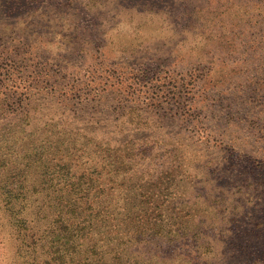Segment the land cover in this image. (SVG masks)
Here are the masks:
<instances>
[{"label":"rangeland","instance_id":"374dc122","mask_svg":"<svg viewBox=\"0 0 264 264\" xmlns=\"http://www.w3.org/2000/svg\"><path fill=\"white\" fill-rule=\"evenodd\" d=\"M67 155L134 217L104 260L64 231ZM84 256L264 264V0H0V264Z\"/></svg>","mask_w":264,"mask_h":264},{"label":"trees","instance_id":"16d2710c","mask_svg":"<svg viewBox=\"0 0 264 264\" xmlns=\"http://www.w3.org/2000/svg\"><path fill=\"white\" fill-rule=\"evenodd\" d=\"M42 149V150H41ZM37 148L36 150V155H40L41 160H43L44 157V152L47 151L46 149H43L42 147ZM72 157V155H70ZM69 155L67 156H63L64 158H57V163L55 164V167L53 169H46L44 170L46 176H48L50 173H53L51 177H56L54 176L55 173H58L60 171L62 172H66V177H64V180H62V178H57V182H53V185L55 187L57 186H62L61 188L63 189H67L69 194L63 199L65 200V202H61V204H59L60 206V210L59 212L62 213L61 217L67 218V215L69 216L70 214H73L75 217H73V223L72 225H70L67 229V225L64 229V231H71V233H74V238H75V243H77V241H79L76 245H78L77 247H79L80 249H83L81 252L84 254L85 248L87 247L86 244L89 243V250L91 252V255H89L88 258L91 257V259L95 256L96 258L98 257L99 259H103L102 254L100 253V248L103 245H107L109 243H116L118 242V240L121 238H123V243H118L119 245L123 246L125 244H127L128 242H124V234H122L119 230H117V228L119 229L121 225H126V226H130V224L134 221V217L132 215V212H128L125 213V211L122 214H116L115 211L116 210H112V206H108V208H105L102 206L101 204V211H96L94 206L100 204L98 202L97 197L92 198V192L93 189H95L96 185L98 188L102 187V178L103 175L100 176V173H97L99 176L96 177V175L91 176V172L89 169V166H87V163H83L82 161V165L84 171L82 172H78V171H74V165L72 163V159ZM109 158V157H107ZM105 158L103 159L104 162H107L108 159ZM56 159V158H55ZM83 160V159H81ZM91 161V160H90ZM110 161H112V159H110ZM117 161L113 160V162L110 163V165L108 166H118L117 165ZM89 164V163H88ZM96 166V164H95ZM94 166V168H95ZM115 173H117L116 170H114ZM124 172V171H122ZM125 174V172H124ZM53 179H51L52 181ZM113 182V179H112ZM48 181L44 182V185H47ZM109 186V184H107ZM107 185H103L106 186ZM116 199L114 206H118V204L123 205H129L130 204V197L128 195H125L124 197H121L120 199L117 198V196L114 198ZM62 200V201H63ZM79 203V204H78ZM94 208V210L92 209ZM98 209V208H97ZM129 209H126V211H128ZM138 217V221H148L150 219V214L148 213L147 210H143L142 213L139 214ZM148 219H145V218ZM78 219V221L76 223H74V220ZM101 224V225H99ZM98 227L103 228L102 231V240L99 242H93L94 237V233L93 230ZM130 231V230H129ZM129 231H126L127 233ZM81 232H83V234L81 235ZM132 232V231H131ZM129 234H132V233ZM80 233V235H79ZM155 234H158V232H156ZM133 235V234H132ZM83 240H87L86 242H84ZM93 242V243H92ZM92 244V245H90ZM127 247H129V244L126 245ZM76 247V248H77ZM106 251L108 250V247L106 248ZM112 251H115V249L112 248ZM86 252V251H85ZM124 252V248L123 249H118L115 253L112 252L111 256L112 259H116V260H124L125 258H123L122 253ZM80 253V252H79ZM87 258V256H84V260H81V258L79 259V263L76 264H85V259ZM90 259V260H91ZM104 260V259H103ZM127 262H129V259L126 260ZM88 264H90L88 262Z\"/></svg>","mask_w":264,"mask_h":264}]
</instances>
